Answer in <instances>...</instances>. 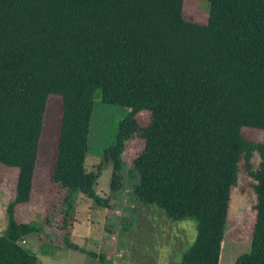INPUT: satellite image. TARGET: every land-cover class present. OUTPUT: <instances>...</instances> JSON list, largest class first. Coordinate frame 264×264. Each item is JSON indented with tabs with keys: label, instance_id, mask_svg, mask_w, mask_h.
Returning a JSON list of instances; mask_svg holds the SVG:
<instances>
[{
	"label": "trees",
	"instance_id": "1",
	"mask_svg": "<svg viewBox=\"0 0 264 264\" xmlns=\"http://www.w3.org/2000/svg\"><path fill=\"white\" fill-rule=\"evenodd\" d=\"M208 4L201 23L185 18L184 0H0V183L1 171L17 174L0 264H39L22 242L45 233L43 224L19 211L32 200L50 97L61 99L50 181L65 192L57 230L66 248L98 258L71 242L74 196L112 210L98 180L112 166L118 193L124 154L141 140L127 173L134 199L195 223L177 264H220L240 174L256 203L252 250L236 264H264V141L243 135L264 131V0ZM99 93L103 104L130 111L88 173ZM143 112L148 122L138 119Z\"/></svg>",
	"mask_w": 264,
	"mask_h": 264
},
{
	"label": "rangeland",
	"instance_id": "2",
	"mask_svg": "<svg viewBox=\"0 0 264 264\" xmlns=\"http://www.w3.org/2000/svg\"><path fill=\"white\" fill-rule=\"evenodd\" d=\"M184 16L189 21L206 23L209 18L208 0H184ZM61 99L48 101L41 147L35 175L32 200L19 211L23 220H38L44 231L28 236L22 245L36 254L39 264H177L182 254L194 242L197 231L194 222H174L162 211L138 203L133 196L127 177L129 167L144 148L135 140L126 150L124 160V187L112 194L110 185L113 168L104 170L96 191L102 198H110L112 210L99 207L93 200L78 193L74 196L75 210L71 224V242L97 259L65 247L63 234L57 230L61 223L65 192L50 181L54 143L59 119ZM129 109L102 103L101 93L96 97L92 117L86 172L93 171L101 162L103 152L109 148L118 133L120 122ZM138 119L148 122L150 114L143 112ZM243 135L252 141H264V131L245 128ZM0 234L4 232L8 216L7 206L16 196L15 170L1 171ZM246 190L243 191L242 188ZM256 195L249 179L240 174L239 186L234 192L220 264H236L252 250V231L255 221ZM49 218L51 225L46 223ZM49 236V239L47 236ZM105 256L102 262L100 256Z\"/></svg>",
	"mask_w": 264,
	"mask_h": 264
}]
</instances>
